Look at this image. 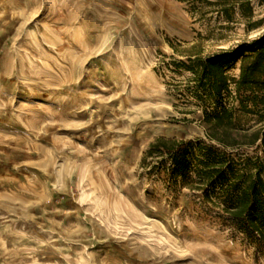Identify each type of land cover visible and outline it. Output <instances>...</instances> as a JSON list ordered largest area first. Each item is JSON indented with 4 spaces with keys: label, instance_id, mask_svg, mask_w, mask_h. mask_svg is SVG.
I'll return each mask as SVG.
<instances>
[{
    "label": "rangeland",
    "instance_id": "1",
    "mask_svg": "<svg viewBox=\"0 0 264 264\" xmlns=\"http://www.w3.org/2000/svg\"><path fill=\"white\" fill-rule=\"evenodd\" d=\"M262 31L264 0H0V264H264L192 182L198 146L264 153L209 140L175 64ZM159 137L192 142L182 173Z\"/></svg>",
    "mask_w": 264,
    "mask_h": 264
},
{
    "label": "trees",
    "instance_id": "2",
    "mask_svg": "<svg viewBox=\"0 0 264 264\" xmlns=\"http://www.w3.org/2000/svg\"><path fill=\"white\" fill-rule=\"evenodd\" d=\"M197 46V42L192 43L185 59H178L175 64L191 71L189 84L201 104H213L209 105L210 110L205 107L201 114L205 136L229 149L259 143L264 153V31L234 48L205 55ZM238 59L239 76L232 79L226 70ZM230 83H233L239 109L256 114L259 126L244 127L236 122L234 105L222 101L224 94L230 92ZM192 146L190 140L159 137L147 152L164 149L171 157L173 169L182 173ZM198 149L204 157L197 159L194 187L218 186L217 191L211 190L221 204L223 219L264 245V160L244 157L243 167L238 169L234 158L226 151H217L211 145L198 146Z\"/></svg>",
    "mask_w": 264,
    "mask_h": 264
},
{
    "label": "crops",
    "instance_id": "3",
    "mask_svg": "<svg viewBox=\"0 0 264 264\" xmlns=\"http://www.w3.org/2000/svg\"><path fill=\"white\" fill-rule=\"evenodd\" d=\"M239 64L240 60L238 59L233 64H231L226 70V72L232 77V79H237L239 76Z\"/></svg>",
    "mask_w": 264,
    "mask_h": 264
}]
</instances>
